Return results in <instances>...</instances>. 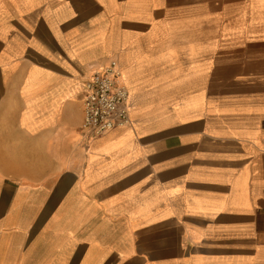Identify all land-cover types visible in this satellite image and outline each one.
<instances>
[{
  "label": "crops",
  "instance_id": "obj_1",
  "mask_svg": "<svg viewBox=\"0 0 264 264\" xmlns=\"http://www.w3.org/2000/svg\"><path fill=\"white\" fill-rule=\"evenodd\" d=\"M0 264H264V0H0Z\"/></svg>",
  "mask_w": 264,
  "mask_h": 264
},
{
  "label": "built area",
  "instance_id": "obj_2",
  "mask_svg": "<svg viewBox=\"0 0 264 264\" xmlns=\"http://www.w3.org/2000/svg\"><path fill=\"white\" fill-rule=\"evenodd\" d=\"M118 79L117 64L111 61L93 72L85 83L81 131L87 137L98 138L129 122L128 91Z\"/></svg>",
  "mask_w": 264,
  "mask_h": 264
}]
</instances>
